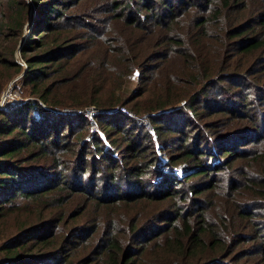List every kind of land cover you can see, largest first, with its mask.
Returning <instances> with one entry per match:
<instances>
[{
  "label": "trees",
  "instance_id": "obj_1",
  "mask_svg": "<svg viewBox=\"0 0 264 264\" xmlns=\"http://www.w3.org/2000/svg\"><path fill=\"white\" fill-rule=\"evenodd\" d=\"M185 1L0 0V96L22 75L27 98L0 108V229L18 227L1 264H264V123L240 114L264 111V0ZM209 90L225 100L199 106ZM125 104L156 140L121 114L57 112ZM187 128L161 164L155 142Z\"/></svg>",
  "mask_w": 264,
  "mask_h": 264
},
{
  "label": "rangeland",
  "instance_id": "obj_2",
  "mask_svg": "<svg viewBox=\"0 0 264 264\" xmlns=\"http://www.w3.org/2000/svg\"><path fill=\"white\" fill-rule=\"evenodd\" d=\"M179 3L181 2V3H185L186 1L185 0H177ZM38 17V15H37V13L35 14V12L33 13L32 12V14L30 15V18H29V20L27 21V23H26V26H25V28H24V32H25V34H24V38H26L27 37V35H28V31L31 29V27H32V25H33V23H34V21H35V19ZM23 43H24V41H23V39H22V42H21V44H20V47H21V45H23ZM18 47V46H17ZM16 58H17V60L18 61H21L20 60V58H19V55H18V53H16ZM22 76V75H21ZM21 76H18V77H16L14 80H12V81H10L9 82V84L6 86V88L3 90V92H2V94H1V96H0V107L2 108L3 106H5V105H7V104H12V105H14V104H24L26 101H27V98L26 97H24L23 95H22V93H20V91L15 87V86H18L19 87V83L20 82H16V80L17 79H19ZM144 76L145 75H143L142 77V79H144ZM105 77H106V75H105V73H103V72H99V78H100V80L98 81V82H101V80H105ZM139 77H140V75H139V73H138V70H137V68L134 70V72L133 73H131V74H128V75H126L125 76V79H124V82H123V84H121L120 85V88L121 89H123L124 90V92H123V96H130L139 86H140V84L142 85L143 84V82L144 81H142L141 79H139ZM18 83V84H17ZM74 84H76V85H78V86H82V85H85L86 84V80L85 79H83V80H81V78H78L76 81H75V83ZM113 88H115V85H113ZM208 92V95L207 94H205V93H207ZM207 92H205V93H203L202 95H201V98L202 97H206V98H204V99H201V100H198V105L199 106H202L203 104H205V103H207L206 104V108H211V107H213V106H215L216 104H218V103H220L219 102V99L220 100H225V99H223V97H221V96H219L216 92H215V94H209L211 91L209 90V91H207ZM3 96L5 97V99L3 98ZM74 96H76V92H75V95ZM255 96H259V95H255V94H253L252 95V97L250 98V100L252 99V98H255ZM236 100H232V101H228L227 100V103H226V106L224 107V108H229V109H232V108H236V107H234V106H232V104L235 102ZM129 104V106H131V103H128ZM181 104V103H180ZM229 104H231V106H229ZM237 104V103H236ZM239 104H240V102H239ZM241 104H243V102H241ZM126 105V106H125ZM125 105H123L124 107H128L129 108V106L127 105V104H125ZM122 106V105H121ZM242 107H243V105H242ZM241 107V108H242ZM90 108H92L91 106H87V107H85L84 108V110L82 111V110H80V112H84L85 113V115L89 118V119H93V116H96V115H102V114H104V113H94V115L93 114H91V112L89 111V109ZM127 108V109H128ZM97 109H95V111H96ZM98 110H100V109H98ZM129 110V109H128ZM255 111H257L255 108H247V109H245V111H240L241 113V115L242 116H244V114L245 113H251L255 118H256V121L257 122H259L260 124H262V123H264V111L261 113V115H259V113L257 112V114L256 113H254ZM57 112H61V113H69L71 116H75V115H77L78 114V112L79 111H75L76 113H73L72 112V110H59V111H57ZM79 112V113H80ZM103 112H105V111H103ZM129 112L133 115V118H129V119H132L133 121H137L136 122V125L137 126H139V127H142V128H144L150 135H151V137L154 139V140H156V134H155V132H154V130H153V127H152V125H151V123H150V120H149V115L146 113V114H142L141 116H139V117H136L133 113H132V111H130L129 110ZM163 112H165V111H163ZM163 112H160L159 114H158V116L160 115V114H162ZM186 112H189V111H183V113H186ZM197 112H200V110L198 109L197 110ZM245 112V113H244ZM111 115H116V113H114V114H111ZM164 115V114H163ZM178 115H180V114H178ZM221 115H216V114H214V115H210V116H207L206 118H205V120L206 121H212V120H214V118H218V117H220ZM167 116H163V118H166ZM121 118V117H120ZM169 118L170 117H168L167 119H165V120H169ZM171 118H174L172 115H171ZM175 119V118H174ZM178 119V118H177ZM176 120V119H175ZM149 123L150 124V126L151 127H148L145 123ZM95 128H97L96 126H92V130L93 129H95ZM237 128V127H236ZM236 128H234V129H236ZM174 129L175 130H177V128L176 127H174ZM180 129L181 130H184L183 129V125L181 124V127H180ZM234 129H232V130H229V131H227V130H225L226 132H222V133H234L235 131H233ZM263 131H264V128H263ZM171 133H173V132H171ZM171 133L170 134H163V135H161V136H163V138H168L170 135H171ZM194 134H196V131H194V129H186L183 133H174V135H173V137L175 138V141L174 140H172V141H170L169 143H170V145H169V143H167L166 144V142L167 141H164V142H161V143H158V141H156L155 142V150H156V154H157V156H158V158L160 159V161H161V164H164V163H168V157H169V153L170 152H173L174 150H175V148H179V149H182V148H190L191 147V144L193 143V140H194V138H193V136H194ZM191 136V138H189L188 139V141L186 140V141H184V140H182L181 139V136H183V137H185V136ZM253 137H254V135H252ZM176 138H180L179 139V141H177L176 140ZM216 138H219V137H216ZM216 138H214V139H216ZM234 141H236L235 143H234ZM231 143H232V145H234V148H243V149H248V148H250V144L247 142V141H245V139L243 138V137H239V136H236V137H234V140H232L231 141ZM262 143H264V140L262 141ZM253 147V146H252ZM203 148V146H201V149ZM208 149H210V147H208ZM160 164V165H161ZM214 164H212V163H210V165H209V168L210 167H212ZM164 167H167V166H163L162 167V171L163 170H167V169H165ZM160 167H156V170H157V172L158 171H160ZM189 170H188V167L185 165V163H182V162H180V163H178V164H176V166H175V168L174 169H172V173H175V174H177L178 175V178L180 179L183 175H186V174H188L189 172H188ZM69 173H70V171H69V169L68 170H66V172H65V175L66 176H68L69 175ZM158 182H159V180H158ZM160 182H163L162 180H160ZM157 204H153V203H145L144 204V206H146V210H151L153 207H155ZM141 206H143V205H141ZM32 219H28L27 220V222H30ZM2 221V220H1ZM2 224V226H1V229H0V232H1V236H0V249H1V246L4 244V242L5 241H7L6 240V238L7 237H9V236H11L13 233L15 234V231H16V229L18 228L17 226H15V225H13V224H10V222L9 221H6L5 223H1ZM7 236V237H6ZM3 262V258H2V251L0 250V264Z\"/></svg>",
  "mask_w": 264,
  "mask_h": 264
},
{
  "label": "built area",
  "instance_id": "obj_3",
  "mask_svg": "<svg viewBox=\"0 0 264 264\" xmlns=\"http://www.w3.org/2000/svg\"><path fill=\"white\" fill-rule=\"evenodd\" d=\"M3 98L5 99V97L3 96ZM1 108V107H0ZM75 111H79L80 112V110H72V112L73 113H76ZM89 111L91 112V114H93L94 115V113H107V114H114V113H116V114H121V115H124V116H126V117H128V118H133V115L129 112V110L126 108V107H124V106H118V107H116V108H114V109H112V110H108V111H105V112H103L102 110H96L95 111V109L92 107V108H90L89 109ZM78 112V113H79ZM160 112H163V111H159V113Z\"/></svg>",
  "mask_w": 264,
  "mask_h": 264
},
{
  "label": "water",
  "instance_id": "obj_4",
  "mask_svg": "<svg viewBox=\"0 0 264 264\" xmlns=\"http://www.w3.org/2000/svg\"><path fill=\"white\" fill-rule=\"evenodd\" d=\"M145 124H146L148 127H151L149 123L146 122ZM189 171H190V170H189ZM189 171H188V172H189Z\"/></svg>",
  "mask_w": 264,
  "mask_h": 264
}]
</instances>
